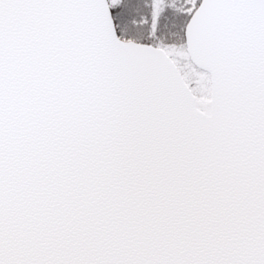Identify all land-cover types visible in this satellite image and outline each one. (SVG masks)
Wrapping results in <instances>:
<instances>
[{"label": "snow or ice", "instance_id": "6c2138e0", "mask_svg": "<svg viewBox=\"0 0 264 264\" xmlns=\"http://www.w3.org/2000/svg\"><path fill=\"white\" fill-rule=\"evenodd\" d=\"M0 264H264V0H0Z\"/></svg>", "mask_w": 264, "mask_h": 264}]
</instances>
